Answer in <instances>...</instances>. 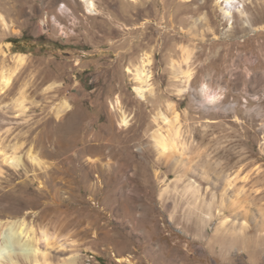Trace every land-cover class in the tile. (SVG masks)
<instances>
[{
  "label": "rangeland",
  "instance_id": "obj_1",
  "mask_svg": "<svg viewBox=\"0 0 264 264\" xmlns=\"http://www.w3.org/2000/svg\"><path fill=\"white\" fill-rule=\"evenodd\" d=\"M93 1L0 0V229L39 247L14 264H264V0Z\"/></svg>",
  "mask_w": 264,
  "mask_h": 264
},
{
  "label": "bare ground",
  "instance_id": "obj_2",
  "mask_svg": "<svg viewBox=\"0 0 264 264\" xmlns=\"http://www.w3.org/2000/svg\"><path fill=\"white\" fill-rule=\"evenodd\" d=\"M81 1L85 5L86 10L88 12H91L94 9V1L93 0H81ZM217 1H219V2L224 1L226 3L225 6L221 7L223 14L226 17H231V13H232L233 9L239 11V7L236 5L235 0H217ZM66 10H67V7L65 4L63 6L57 8L58 12H65ZM53 16L55 19V15H53ZM23 57L24 56L22 54H18L16 61L21 62ZM186 74L189 75L188 72ZM137 75H138L139 79L141 80V82H143V83H145L147 81V79L149 78L148 71H145V69L137 68ZM10 77H11V73L2 75L1 83L3 84V86H6L9 83ZM139 90L141 92L144 91L141 87H139ZM201 91H202L203 96L206 100L205 102H208V103L212 104L213 107H215V104L218 101V97L216 96V94H211L210 92H205V88H202ZM174 118L175 119L177 118V114L174 115ZM122 123H126L125 117H122ZM177 132L178 131L176 130L175 134H177ZM157 143L159 144V146L162 148L163 151L166 149H169L170 144H171L170 141L167 142L162 137V135H160V134L157 135ZM92 147H93V145H89L86 149L91 150ZM95 147L98 148L100 153L103 151L102 143H98ZM28 158L29 157L27 156L26 159H28ZM75 158H77L76 154H75ZM4 160L10 161L9 163L12 166H14L15 168H18L21 165H26L24 158H23V162H21L22 159H20V157H16V156H5ZM85 162L87 163L89 168L99 169V172H98V174H96V177H100L102 175L107 176L105 173L106 170L105 171L102 170V169H104V166L101 162L100 157H91V158H88L87 160H85ZM100 178L102 179V177H100ZM1 223H2V221L0 220V224ZM3 223L5 225L1 226V229H0V264H14V256L17 253L22 254V255H32V254H35L36 252H38L39 247H38L37 243L35 242L34 236L29 235L28 232L29 231L31 232V230H29V231L26 230L23 221H21L19 224H17L14 221H10V220L7 221L6 220V221H3ZM26 234H27L26 239L22 240L21 235H26ZM41 236H42V238H47V233L45 230H42ZM121 260L130 262V259L128 257H122ZM75 263H76V259L74 256H72L69 259V261L64 262L63 264H75Z\"/></svg>",
  "mask_w": 264,
  "mask_h": 264
}]
</instances>
